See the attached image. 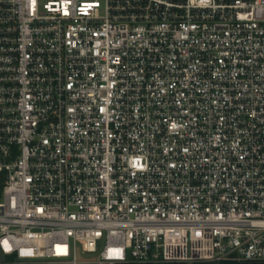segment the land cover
I'll use <instances>...</instances> for the list:
<instances>
[{
    "label": "built area",
    "instance_id": "1",
    "mask_svg": "<svg viewBox=\"0 0 264 264\" xmlns=\"http://www.w3.org/2000/svg\"><path fill=\"white\" fill-rule=\"evenodd\" d=\"M0 248L264 261V0H0Z\"/></svg>",
    "mask_w": 264,
    "mask_h": 264
},
{
    "label": "trees",
    "instance_id": "2",
    "mask_svg": "<svg viewBox=\"0 0 264 264\" xmlns=\"http://www.w3.org/2000/svg\"><path fill=\"white\" fill-rule=\"evenodd\" d=\"M117 264H139L135 262H125V263H117ZM165 264V263H160ZM167 264H189V263H167ZM193 264H264V261H240V260H223L220 262H197Z\"/></svg>",
    "mask_w": 264,
    "mask_h": 264
},
{
    "label": "water",
    "instance_id": "3",
    "mask_svg": "<svg viewBox=\"0 0 264 264\" xmlns=\"http://www.w3.org/2000/svg\"><path fill=\"white\" fill-rule=\"evenodd\" d=\"M0 262H1V264H8L6 255L3 253L1 248H0Z\"/></svg>",
    "mask_w": 264,
    "mask_h": 264
},
{
    "label": "rangeland",
    "instance_id": "4",
    "mask_svg": "<svg viewBox=\"0 0 264 264\" xmlns=\"http://www.w3.org/2000/svg\"><path fill=\"white\" fill-rule=\"evenodd\" d=\"M86 1H93V0H86Z\"/></svg>",
    "mask_w": 264,
    "mask_h": 264
}]
</instances>
